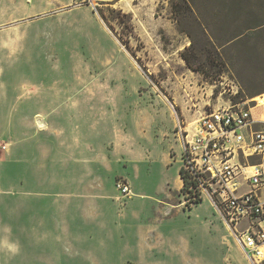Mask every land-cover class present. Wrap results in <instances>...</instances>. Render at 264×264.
I'll use <instances>...</instances> for the list:
<instances>
[{
  "label": "rangeland",
  "instance_id": "1",
  "mask_svg": "<svg viewBox=\"0 0 264 264\" xmlns=\"http://www.w3.org/2000/svg\"><path fill=\"white\" fill-rule=\"evenodd\" d=\"M213 2L191 0L203 26L187 1L170 0L174 14H187L181 38L156 22L165 4L152 0H0V264H250L211 200L187 201L180 173L176 123L264 91V31L226 43L236 25ZM62 124L84 140L81 156L95 158L106 195L95 213L117 216L123 207L120 228L93 217L64 226L57 201L40 210L39 193L25 197L26 181L44 188L37 176L62 155L65 129L53 127ZM157 191V204L130 200ZM31 201L39 206L30 213ZM146 218L148 250H140L136 225Z\"/></svg>",
  "mask_w": 264,
  "mask_h": 264
},
{
  "label": "built area",
  "instance_id": "2",
  "mask_svg": "<svg viewBox=\"0 0 264 264\" xmlns=\"http://www.w3.org/2000/svg\"><path fill=\"white\" fill-rule=\"evenodd\" d=\"M178 134L188 200L209 198L249 263L264 264V92L178 124ZM116 186L131 195L126 181Z\"/></svg>",
  "mask_w": 264,
  "mask_h": 264
},
{
  "label": "crops",
  "instance_id": "3",
  "mask_svg": "<svg viewBox=\"0 0 264 264\" xmlns=\"http://www.w3.org/2000/svg\"><path fill=\"white\" fill-rule=\"evenodd\" d=\"M177 2V0H175ZM184 1V0H182ZM188 4H190L193 14L196 15V20L200 23H202L203 19L200 14V11H197V8L192 5L191 0H185ZM153 7H158L159 4H165V7H163V11L159 16H155L156 22H158L161 27H163L169 34L178 37L183 38L184 36H188V30L187 26L185 24V14L184 12H180L178 14H174L172 9L169 8V5L171 6L170 0H152ZM224 13V12H223ZM225 14V13H224ZM239 21H241L242 17H237ZM224 20H227V18H224ZM102 24L106 28V30L110 33L109 28L105 25V23L102 21ZM203 25V23H202ZM204 26V25H203ZM183 42V39L181 41ZM191 43V42H190ZM185 45H188L186 43ZM183 45V46H185ZM182 49V48H181ZM41 98V96H39ZM36 116V113L34 114ZM39 116L45 117L44 113H38ZM59 115H62L60 112L57 116V119L60 121ZM39 121L40 119H36V122L38 123V133L44 134L46 132V126L45 123H43V126H40ZM62 121V120H61ZM178 124L176 123V127ZM55 129H65L63 131V136L59 137L61 141H63L64 146L60 148V153L62 155L58 154V157L55 159L56 163L55 165L52 164V171L48 174H39L37 177V180L43 181L45 180L47 183L45 187H40L38 190L30 189L28 188V184L26 181V187H25V197H32L33 194L39 193L40 196V206L38 204H34L35 201H31V204L28 206L26 205L25 210L30 213L33 211V209L40 207V210H44L45 208L48 209V203L51 205L54 204L57 201V207H58V224L61 225H70L71 228L76 227L79 228L78 225H75L73 222L77 220H82L83 222L90 221L93 217V219H99V226L101 228L108 226L109 222L112 223L111 226L115 227H121V225H118V218L123 215V207H120V209L117 211V216L114 214H108V212H103L101 214L95 213L94 208L92 207L97 199H105L104 192V186L96 182V173L94 169V162L95 158L88 156L87 158H83L80 154V140L81 139L80 134L78 136H74L78 132L75 131V128L71 125H65L62 124L61 126H53ZM79 131V129H76ZM74 131V132H73ZM87 132V138L90 140L91 133L90 130L87 128L85 131ZM67 133H70L71 135H68ZM93 136V135H92ZM84 137V135H82ZM34 138H30L28 141L32 142ZM58 140V139H57ZM87 140V139H86ZM85 149V148H83ZM43 147H41V154H42ZM84 160L86 162H84ZM32 180V179H30ZM183 184V181H182ZM117 187V186H116ZM117 189V188H116ZM117 192L119 190L117 189ZM115 193V192H114ZM159 192L157 191L155 194L150 193L141 195L137 194L134 195L130 200H132L134 197L139 198L143 201H146V203H158L156 198L154 196H157ZM111 196L112 199L119 202L121 199V196L119 195H107ZM52 198V199H51ZM55 198V200L53 199ZM28 202V201H27ZM84 202V203H83ZM43 203V205H42ZM88 205V207H85ZM84 206V207H83ZM91 207V208H90ZM125 207V206H124ZM88 209V210H87ZM93 209V210H92ZM92 210V212H91ZM48 213V210H47ZM31 216H27L24 220H31ZM39 217H37L38 219ZM42 218V216H40ZM112 219V220H111ZM151 221L154 219L153 216L149 218ZM142 220L140 219L139 223L136 225V231L138 233L137 238L140 240L139 248L140 250H143V248L148 250L146 244H145V238H147V229L143 228L142 226L145 223H148V220ZM123 227H128V224L124 225ZM71 230V229H70ZM69 230H67V236L69 238L76 239V243L78 244L81 242L80 235L78 233H75L73 235H68ZM124 234L122 238H124ZM112 235L109 237V240L112 239ZM114 238V237H113ZM142 239V240H141ZM241 250V249H240Z\"/></svg>",
  "mask_w": 264,
  "mask_h": 264
},
{
  "label": "trees",
  "instance_id": "4",
  "mask_svg": "<svg viewBox=\"0 0 264 264\" xmlns=\"http://www.w3.org/2000/svg\"><path fill=\"white\" fill-rule=\"evenodd\" d=\"M257 1L260 0H215L213 2V5L219 8L217 9L220 12H224L227 15H230L228 20H226L225 24H235L236 30L234 33L229 34V36L226 37V43H235L238 40L241 41L247 35L248 32H255L257 33L264 31V5L258 6ZM182 7V4H175L173 5V9H175V13H178ZM213 8V7H212ZM190 11H192V8L188 7ZM178 11V12H177ZM185 14V12H184ZM102 15V14H101ZM187 14H185L186 16ZM237 17H242L243 19L239 21L236 19ZM225 21V20H224ZM222 22V21H221ZM223 23V22H222ZM187 63L189 64L188 59H186ZM190 65V64H189ZM264 92V91H263ZM260 92V93H263ZM259 93V94H260ZM181 177L184 179V186L183 191L186 193L190 199V197L194 194L193 190L190 188L189 182L183 176L182 170H181ZM187 201H191L188 200ZM201 201L200 198H198V202Z\"/></svg>",
  "mask_w": 264,
  "mask_h": 264
},
{
  "label": "bare ground",
  "instance_id": "5",
  "mask_svg": "<svg viewBox=\"0 0 264 264\" xmlns=\"http://www.w3.org/2000/svg\"><path fill=\"white\" fill-rule=\"evenodd\" d=\"M39 124L41 125V126H43L44 124H43V122H41V121H39Z\"/></svg>",
  "mask_w": 264,
  "mask_h": 264
}]
</instances>
